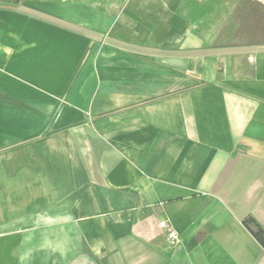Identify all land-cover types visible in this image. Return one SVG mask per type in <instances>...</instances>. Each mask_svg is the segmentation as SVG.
<instances>
[{"label":"crops","instance_id":"0c3cea01","mask_svg":"<svg viewBox=\"0 0 264 264\" xmlns=\"http://www.w3.org/2000/svg\"><path fill=\"white\" fill-rule=\"evenodd\" d=\"M0 2V264H264V6Z\"/></svg>","mask_w":264,"mask_h":264},{"label":"built area","instance_id":"2783aa9c","mask_svg":"<svg viewBox=\"0 0 264 264\" xmlns=\"http://www.w3.org/2000/svg\"><path fill=\"white\" fill-rule=\"evenodd\" d=\"M161 228L165 229L167 232V239L169 244H177L181 241V237L177 230L170 224L166 219H163L159 222Z\"/></svg>","mask_w":264,"mask_h":264},{"label":"rangeland","instance_id":"374dc122","mask_svg":"<svg viewBox=\"0 0 264 264\" xmlns=\"http://www.w3.org/2000/svg\"><path fill=\"white\" fill-rule=\"evenodd\" d=\"M257 2L261 4L262 6H264V0H257ZM0 6H3L4 8H6V2H0Z\"/></svg>","mask_w":264,"mask_h":264},{"label":"trees","instance_id":"16d2710c","mask_svg":"<svg viewBox=\"0 0 264 264\" xmlns=\"http://www.w3.org/2000/svg\"><path fill=\"white\" fill-rule=\"evenodd\" d=\"M261 231V230H260ZM259 233V232H258Z\"/></svg>","mask_w":264,"mask_h":264}]
</instances>
